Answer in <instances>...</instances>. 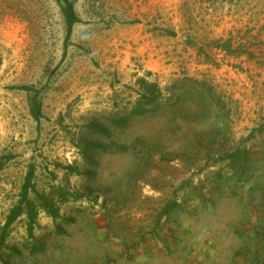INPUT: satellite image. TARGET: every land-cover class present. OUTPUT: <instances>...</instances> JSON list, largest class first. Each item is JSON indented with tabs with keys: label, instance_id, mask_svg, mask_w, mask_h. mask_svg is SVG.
<instances>
[{
	"label": "rangeland",
	"instance_id": "1",
	"mask_svg": "<svg viewBox=\"0 0 264 264\" xmlns=\"http://www.w3.org/2000/svg\"><path fill=\"white\" fill-rule=\"evenodd\" d=\"M71 1L80 22L65 48L57 0H0V264L98 214L143 238L191 178L242 142L264 145V0ZM140 79L161 98L112 126L105 116L130 115ZM30 172L39 195L80 197L58 202L57 220L40 211L32 235L26 209L6 227Z\"/></svg>",
	"mask_w": 264,
	"mask_h": 264
},
{
	"label": "crops",
	"instance_id": "2",
	"mask_svg": "<svg viewBox=\"0 0 264 264\" xmlns=\"http://www.w3.org/2000/svg\"><path fill=\"white\" fill-rule=\"evenodd\" d=\"M198 173L160 226L130 240L104 215L72 219L11 264H264V145Z\"/></svg>",
	"mask_w": 264,
	"mask_h": 264
},
{
	"label": "trees",
	"instance_id": "3",
	"mask_svg": "<svg viewBox=\"0 0 264 264\" xmlns=\"http://www.w3.org/2000/svg\"><path fill=\"white\" fill-rule=\"evenodd\" d=\"M60 11L62 16L64 17L65 24H66V39H65V48L70 43L74 26L80 22L79 18L77 17L74 9L73 2L71 0H57ZM224 48L227 49L229 52H234L232 50L231 43H226ZM141 91L139 94V99L135 103L134 107L130 111L129 116L120 117L117 114H109L105 116V119L114 127L116 128H125L128 124L129 118L134 117H142L147 114L151 106H154L162 96L161 89L159 85L155 82H150L146 79H140L138 81ZM20 89L29 91L28 87H22ZM30 110L31 115L36 121H39L42 118V110L41 106L38 104L36 98L34 97L30 103ZM237 151L235 154H228L227 160L234 161L237 160ZM73 170V168H71ZM34 193L36 199L30 201L29 195ZM22 200L20 201V205L17 208H14L11 215L9 216V220L6 224V227H9L15 220H17L21 214L23 213L24 209H26V214L30 217V225H28L29 234L32 235V228H33V221L38 215L40 211L46 213L48 217L52 218L53 220H57L60 218V211L57 207L58 202H66L70 199L78 200L80 197L75 196L70 191L65 190L63 187H51L50 192L47 194H38L35 191V184L33 183V173L30 172L25 184L22 189L21 193ZM25 206V208L23 207ZM177 206L176 203H173L170 208H168L164 215L167 216L175 207ZM72 220H67L66 224L71 223ZM62 231H59V234ZM44 247L42 246L39 250H33L32 253L36 251L42 250Z\"/></svg>",
	"mask_w": 264,
	"mask_h": 264
}]
</instances>
